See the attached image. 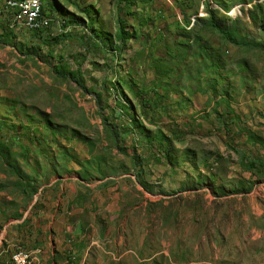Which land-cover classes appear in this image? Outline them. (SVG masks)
Here are the masks:
<instances>
[{
  "label": "rangeland",
  "instance_id": "rangeland-1",
  "mask_svg": "<svg viewBox=\"0 0 264 264\" xmlns=\"http://www.w3.org/2000/svg\"><path fill=\"white\" fill-rule=\"evenodd\" d=\"M2 10L9 27L0 38L9 41L0 40V95L8 106L0 119L35 129L39 140L59 136L100 150L111 112L127 117L121 105L138 103L129 87L223 91L224 107L241 116L217 185L192 180L163 197L133 190L119 216L100 223L84 264H264V48L242 45L249 37L264 46V0H44L52 23L41 31L17 26ZM212 15L230 39L207 24ZM218 137L204 145L209 154L226 153ZM1 151L0 175L9 178L21 154ZM31 167L24 161L28 188Z\"/></svg>",
  "mask_w": 264,
  "mask_h": 264
},
{
  "label": "crops",
  "instance_id": "crops-1",
  "mask_svg": "<svg viewBox=\"0 0 264 264\" xmlns=\"http://www.w3.org/2000/svg\"><path fill=\"white\" fill-rule=\"evenodd\" d=\"M2 9L6 11L0 1V15ZM8 27L0 19V30L8 33ZM0 40L8 45L4 35ZM128 89L138 103L124 102L128 109L121 105L124 113L130 112L127 117L111 112L98 151L70 145L59 136L39 140L33 137L39 134L35 129L26 132L0 119L1 155L21 154L10 170L13 176L0 175V264H12L17 249L35 255L34 264H84L100 223L118 217L120 203L133 190L163 197L192 180L207 178V185L221 181L219 162L232 156L228 135L232 128L241 130L240 113L230 103L224 107L223 91L186 89L188 94H182L152 85ZM7 106V97L0 95V109ZM217 137L226 153L209 154L204 145ZM108 142L112 151L105 148ZM27 159L32 164L29 188L22 173Z\"/></svg>",
  "mask_w": 264,
  "mask_h": 264
},
{
  "label": "built area",
  "instance_id": "built-area-1",
  "mask_svg": "<svg viewBox=\"0 0 264 264\" xmlns=\"http://www.w3.org/2000/svg\"><path fill=\"white\" fill-rule=\"evenodd\" d=\"M10 14L13 23L29 31H41L47 29L52 19L45 15L44 0H0ZM21 249H17L11 257L12 264H23Z\"/></svg>",
  "mask_w": 264,
  "mask_h": 264
},
{
  "label": "trees",
  "instance_id": "trees-1",
  "mask_svg": "<svg viewBox=\"0 0 264 264\" xmlns=\"http://www.w3.org/2000/svg\"><path fill=\"white\" fill-rule=\"evenodd\" d=\"M207 24L212 28V30H215V31L219 32L221 34V36H223L224 38L230 39L231 29L229 27L225 28L224 26H222L218 21H216L214 19V15H212V19ZM118 34L121 37L120 42L125 43L126 40H128V37L124 34L122 29L119 30ZM4 37L7 38V42H8L9 38L6 35ZM242 45L247 46V47H252V48H255V49H263L264 48V46L261 43L257 42L256 40H250L249 37H246V40L242 43ZM61 68H62L61 66L56 67L58 72H61L60 71ZM119 81L121 82V85L122 84H127L123 80H119ZM245 160H247L246 157H244V155H242V165L244 167H246L248 170H252V169L256 168L254 162H250L248 160L245 161Z\"/></svg>",
  "mask_w": 264,
  "mask_h": 264
},
{
  "label": "bare ground",
  "instance_id": "bare-ground-1",
  "mask_svg": "<svg viewBox=\"0 0 264 264\" xmlns=\"http://www.w3.org/2000/svg\"><path fill=\"white\" fill-rule=\"evenodd\" d=\"M21 256L25 257L23 264H34L35 263V257H34L35 255H33L32 253L21 250Z\"/></svg>",
  "mask_w": 264,
  "mask_h": 264
}]
</instances>
